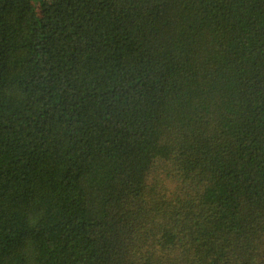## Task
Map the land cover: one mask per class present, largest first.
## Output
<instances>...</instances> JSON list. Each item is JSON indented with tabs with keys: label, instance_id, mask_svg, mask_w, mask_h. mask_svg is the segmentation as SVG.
<instances>
[{
	"label": "trees",
	"instance_id": "1",
	"mask_svg": "<svg viewBox=\"0 0 264 264\" xmlns=\"http://www.w3.org/2000/svg\"><path fill=\"white\" fill-rule=\"evenodd\" d=\"M0 264H264V0H0Z\"/></svg>",
	"mask_w": 264,
	"mask_h": 264
},
{
	"label": "rangeland",
	"instance_id": "2",
	"mask_svg": "<svg viewBox=\"0 0 264 264\" xmlns=\"http://www.w3.org/2000/svg\"><path fill=\"white\" fill-rule=\"evenodd\" d=\"M39 1L40 0H33V2L35 3V5L38 7V4H39Z\"/></svg>",
	"mask_w": 264,
	"mask_h": 264
}]
</instances>
